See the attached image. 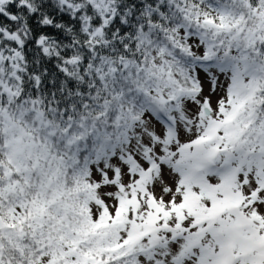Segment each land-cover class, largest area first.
I'll use <instances>...</instances> for the list:
<instances>
[{
    "label": "snow or ice",
    "instance_id": "6c2138e0",
    "mask_svg": "<svg viewBox=\"0 0 264 264\" xmlns=\"http://www.w3.org/2000/svg\"><path fill=\"white\" fill-rule=\"evenodd\" d=\"M0 264H264V0H0Z\"/></svg>",
    "mask_w": 264,
    "mask_h": 264
}]
</instances>
